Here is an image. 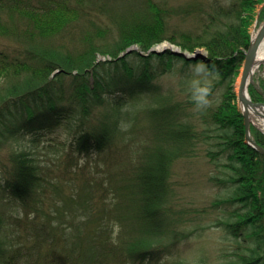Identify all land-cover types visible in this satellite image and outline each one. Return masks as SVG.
I'll list each match as a JSON object with an SVG mask.
<instances>
[{"label": "trees", "instance_id": "16d2710c", "mask_svg": "<svg viewBox=\"0 0 264 264\" xmlns=\"http://www.w3.org/2000/svg\"><path fill=\"white\" fill-rule=\"evenodd\" d=\"M263 1L0 0V187L22 194L9 203L0 193V264H135L140 249L144 264H184L166 258L194 233L176 208L174 164L197 150L215 191L196 211L211 214L202 229L224 231L220 263L264 264V154L246 141L235 88ZM191 15L199 17L192 28L173 21ZM164 39L204 47L209 58L180 72L171 54L155 72L139 52L115 59ZM197 61L219 73L221 92L205 111L191 99L192 81L205 75ZM174 75L171 87L154 84ZM58 82V104L38 101ZM262 86L250 85L254 100H264ZM251 133L264 146V133L254 125Z\"/></svg>", "mask_w": 264, "mask_h": 264}, {"label": "rangeland", "instance_id": "374dc122", "mask_svg": "<svg viewBox=\"0 0 264 264\" xmlns=\"http://www.w3.org/2000/svg\"><path fill=\"white\" fill-rule=\"evenodd\" d=\"M173 5H180L191 0H169ZM206 4L210 0H199ZM224 1V0H222ZM264 19V1L257 4L254 19L250 27L251 36L255 35ZM199 20L196 15L186 18L173 17L174 22H180L184 28H192ZM201 50V49H200ZM180 65H178L179 67ZM180 72V67L177 69ZM237 76L242 72V67L238 70ZM235 79V88H236ZM165 86L171 87L177 82V75L169 76L165 80ZM256 86L264 84V63H262L255 73ZM258 87V88H259ZM263 87V86H262ZM221 88H212L211 98L213 101L216 95L220 94ZM196 110V109H194ZM193 118V117H192ZM256 125L264 130V125L257 118H253ZM210 170L207 157L197 150L195 155L182 158L175 162L173 174L174 185L177 188L178 196L175 200L176 208L186 210L188 213L185 222L188 230H193V235L184 239L179 245L178 251L166 258L184 261V264H221L219 260V250L226 240L222 239L224 231L217 226L201 228V222L210 221L211 214H205L201 218V207L207 206L214 198V187L208 182L207 174Z\"/></svg>", "mask_w": 264, "mask_h": 264}, {"label": "bare ground", "instance_id": "6f19581e", "mask_svg": "<svg viewBox=\"0 0 264 264\" xmlns=\"http://www.w3.org/2000/svg\"><path fill=\"white\" fill-rule=\"evenodd\" d=\"M0 47L1 48H5L2 45H0ZM134 52H139L142 56L150 58L152 63H153L152 64V69H153L154 72L157 70V66L161 62L164 61L163 57L159 58V56H161V55L167 54L165 62L168 59V56H169L168 54H171L170 56H172L173 58H174V56L177 57V58L174 59V62L176 64H179V65H185V63L189 62V60H197V59L208 60V58H209V51H208V49H205L204 47H201V50L197 49L196 51H195V49L194 50L183 49L180 46V44H178L177 42H174V41H171V40H168V39H164L160 43H157L155 46H153V48L148 49V50L142 49V48H140L137 45H133V46L129 47L125 52H122L121 54H119L118 57H116L115 59H119L121 57H127L128 55H131ZM197 52L201 53V57H196ZM97 57L101 61H112L113 60V59H111V56L109 54H104V53H98ZM262 61H264V41H263L261 47L259 48V51H258V54H257V63L260 64ZM172 62H173V59H172ZM43 63L44 62L42 61L41 64H43ZM256 68H257V66L255 67V69ZM56 72H60V69H55L52 72V74L56 73ZM26 74H27V72L22 70V71H20V73H18V78L23 79L26 76ZM241 75H242V72L237 76L236 91H239V85H240V82H241ZM165 79L166 78L163 79L162 77H159L154 82V84H159L160 83V84L164 85V83H165L164 80ZM253 79H254V76H253ZM21 81H24V80H21ZM62 84H63L62 82H58V83H56L53 86L54 88H49L48 84H46V89H48V91L45 90V91L42 92V95L39 94L38 101L40 100V102L42 103V102L47 101L48 98H53V99L55 98L56 99V104H58V102H59L58 99L59 98L57 99V97H60V95H61L59 88L61 87ZM248 93H249V91H248ZM31 94L32 93H28V94L24 95V97H22V98H20V94H16L17 95L16 98L19 101H22V100L28 98ZM237 103H238L239 108L242 111V108H243L242 107L243 106L242 102L239 103V101H238ZM188 104L190 105V108H188L187 110L190 113L192 111V109H193V106H192L191 103H188ZM38 107L41 108L42 105L38 106ZM55 110H56L55 116H57V117H66L67 116V114L61 108L56 107ZM242 114H243V112H242ZM115 116H117V115L114 114L112 117H115ZM179 117H185V116L180 115ZM39 118L46 119V118H49V117L41 116ZM61 120H62L61 123H64L65 119L61 118ZM179 122L182 125H183V122H184L190 128H194V122L192 120H190V119L184 118L183 121L180 120ZM261 123H264V120H262ZM244 124H245V119H244ZM59 130H62V127ZM245 137H246V126H245ZM88 149L91 150V152L87 154L88 158H90V156L95 158L96 155L99 154L98 149L96 147L92 146V145H90V147H88ZM2 177H3V174L1 175V173H0V183L3 181ZM3 186H4V182L2 183V185L0 187V193H1L2 197L6 198L9 203H17V202H19V200L22 197V194H19V193L16 192L15 194L17 196L15 194L9 195V193H7L5 191ZM71 193H72V191L70 190V194ZM137 251H138L139 254H141V256L139 258H137V259H134L133 262L135 264H144V262L147 263V260H145L144 257H148L149 254H144L145 253L144 249H140V250H137ZM3 260H4V258L0 257V261L3 262Z\"/></svg>", "mask_w": 264, "mask_h": 264}, {"label": "water", "instance_id": "95a60500", "mask_svg": "<svg viewBox=\"0 0 264 264\" xmlns=\"http://www.w3.org/2000/svg\"><path fill=\"white\" fill-rule=\"evenodd\" d=\"M264 41V20L257 33L251 40L249 48L246 52L245 60L242 67L241 82L239 85V91H237V97L239 103L242 102L243 108L242 112L245 119L246 126V140L247 142L258 149L264 154V146L260 145L255 141L250 133V124L253 115L260 116L264 118V101H255L251 98L248 93V88L250 83H254L253 75L255 67L259 64L257 63V54L259 48ZM196 57H201V53L197 52ZM263 62V61H262Z\"/></svg>", "mask_w": 264, "mask_h": 264}, {"label": "clouds", "instance_id": "9594fccd", "mask_svg": "<svg viewBox=\"0 0 264 264\" xmlns=\"http://www.w3.org/2000/svg\"><path fill=\"white\" fill-rule=\"evenodd\" d=\"M193 64L198 72L205 73V75L202 78L198 76L192 81L193 89L191 99L199 111H205L213 104L211 93L214 80L218 77L219 73L215 65H209L202 61L193 62ZM122 126L126 130L130 127V123L122 122Z\"/></svg>", "mask_w": 264, "mask_h": 264}]
</instances>
